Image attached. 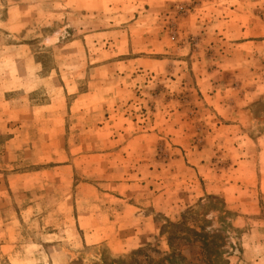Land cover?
Wrapping results in <instances>:
<instances>
[{
    "label": "rangeland",
    "instance_id": "374dc122",
    "mask_svg": "<svg viewBox=\"0 0 264 264\" xmlns=\"http://www.w3.org/2000/svg\"><path fill=\"white\" fill-rule=\"evenodd\" d=\"M168 232L264 264V0H0V264L158 259Z\"/></svg>",
    "mask_w": 264,
    "mask_h": 264
},
{
    "label": "trees",
    "instance_id": "16d2710c",
    "mask_svg": "<svg viewBox=\"0 0 264 264\" xmlns=\"http://www.w3.org/2000/svg\"><path fill=\"white\" fill-rule=\"evenodd\" d=\"M210 200H218L215 198H208ZM180 225H173L169 224L165 229L169 230L171 228L178 229ZM185 235H177L180 237V239L184 240L186 234H193L194 236H199L194 230L186 229L185 228ZM166 234V233H164ZM163 234V235H164ZM168 234V235H167ZM166 234L167 236V245L169 248V254L165 255L164 257L158 258V259H152L145 255L146 250H141L133 253L129 258L127 259H118L113 260L109 264H191L188 262L184 257H182L180 254H177L174 251V248L172 247V240L176 237L169 235V232ZM202 238V237H201ZM197 242V241H196ZM198 243V242H197ZM199 244L201 245V251H202V260L200 262H203L202 264H223L221 254H218L216 258L212 259L209 256L206 255L207 250L211 248L213 241L208 235H204L202 238V241H199ZM216 253V251L214 252ZM105 264V262H103Z\"/></svg>",
    "mask_w": 264,
    "mask_h": 264
},
{
    "label": "crops",
    "instance_id": "0c3cea01",
    "mask_svg": "<svg viewBox=\"0 0 264 264\" xmlns=\"http://www.w3.org/2000/svg\"><path fill=\"white\" fill-rule=\"evenodd\" d=\"M257 99H258V98H257ZM257 99H256V100H257Z\"/></svg>",
    "mask_w": 264,
    "mask_h": 264
}]
</instances>
